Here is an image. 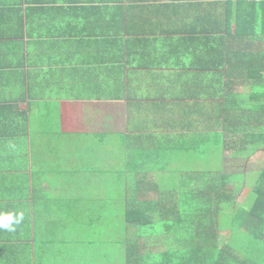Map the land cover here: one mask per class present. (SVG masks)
Listing matches in <instances>:
<instances>
[{"label": "crops", "instance_id": "1", "mask_svg": "<svg viewBox=\"0 0 264 264\" xmlns=\"http://www.w3.org/2000/svg\"><path fill=\"white\" fill-rule=\"evenodd\" d=\"M259 58L264 0H0V215L23 213L0 264H69L55 232L110 168L150 200L204 174L167 154L212 151L222 113L261 106Z\"/></svg>", "mask_w": 264, "mask_h": 264}, {"label": "trees", "instance_id": "2", "mask_svg": "<svg viewBox=\"0 0 264 264\" xmlns=\"http://www.w3.org/2000/svg\"><path fill=\"white\" fill-rule=\"evenodd\" d=\"M260 59L252 73L264 69V58ZM260 94L261 106L255 109L249 105L247 109L254 113H233V117L222 113L220 132L205 139V149L212 147V151L167 154L174 158L186 156L189 161L214 154L213 158L221 162L219 171L213 169L216 165L206 163L204 174L196 175L194 180L183 178L180 183L156 185L157 198L150 200L137 194L146 185L125 184L120 169L110 168L106 186L120 198H108L101 190L104 182H93L91 199L76 198L77 215L71 217L76 220V228L71 225L70 231L55 232L57 238L63 242L75 238L76 245L87 246V235L97 231L96 225L101 224L100 233L103 228L109 231L104 226V212L116 206L122 207L118 221L125 234L121 242L124 264H264V162L260 169L250 171L256 173L254 184L248 183L247 172H238L247 184L241 201L237 193L243 181L232 182L231 174L222 168L227 158L243 160L264 152V87ZM223 233L226 240L221 237ZM152 238L163 241L166 247L141 251L140 240Z\"/></svg>", "mask_w": 264, "mask_h": 264}, {"label": "rangeland", "instance_id": "3", "mask_svg": "<svg viewBox=\"0 0 264 264\" xmlns=\"http://www.w3.org/2000/svg\"><path fill=\"white\" fill-rule=\"evenodd\" d=\"M108 147L105 157L110 160L109 163L115 165V159L118 158L119 151H117L115 139L110 140L105 144V147ZM106 150V148H105ZM212 155H207L205 157L206 163L213 161ZM185 160V157L183 156ZM216 162V160H215ZM264 162V152L258 151L248 159H225L223 162V171L231 174V181L238 182V180L243 181V177H239L238 172H247L248 183L254 184L256 173L250 172L252 170H258L262 167ZM214 170L219 171L221 167V162H216ZM111 167V166H110ZM210 169V168H207ZM249 171V172H248ZM245 176V177H246ZM244 177V178H245ZM95 179V178H94ZM106 175H103L102 182H104V189L108 198L111 196H120L116 193L110 192L106 186ZM242 183V182H241ZM240 183V189L237 193L238 201H241L244 197L246 191V181ZM108 191V192H107ZM109 194V195H108ZM105 217L103 220L106 222V228L109 227V231L103 228V233L98 232L100 225H96L94 228L97 230L93 234L87 235V246L84 244H79L76 246L77 255H73L69 261V264H124V247L122 242V236H124L123 226L120 221H118V216L122 213V207L111 206L108 210H105ZM121 225V226H120ZM115 230V232H110ZM226 240L227 235L225 233L221 236ZM140 243L143 245L141 251H159L166 247L163 241L152 239H141ZM79 252V256H78ZM81 256V257H80ZM80 257V258H79ZM68 258V257H67ZM78 260V261H77ZM63 264H67L66 260H61ZM77 261V262H76ZM61 263V262H60ZM52 264H57L56 261H53Z\"/></svg>", "mask_w": 264, "mask_h": 264}, {"label": "clouds", "instance_id": "4", "mask_svg": "<svg viewBox=\"0 0 264 264\" xmlns=\"http://www.w3.org/2000/svg\"><path fill=\"white\" fill-rule=\"evenodd\" d=\"M23 219L22 212L7 213L0 215V228L7 229L9 231L15 230V225L19 224Z\"/></svg>", "mask_w": 264, "mask_h": 264}]
</instances>
